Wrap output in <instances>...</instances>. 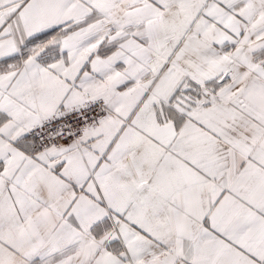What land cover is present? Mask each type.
Wrapping results in <instances>:
<instances>
[{
    "label": "snow or ice",
    "instance_id": "snow-or-ice-1",
    "mask_svg": "<svg viewBox=\"0 0 264 264\" xmlns=\"http://www.w3.org/2000/svg\"><path fill=\"white\" fill-rule=\"evenodd\" d=\"M0 264H264V0H0Z\"/></svg>",
    "mask_w": 264,
    "mask_h": 264
}]
</instances>
